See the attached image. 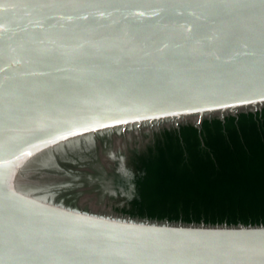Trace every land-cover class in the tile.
<instances>
[{"label": "water", "instance_id": "obj_1", "mask_svg": "<svg viewBox=\"0 0 264 264\" xmlns=\"http://www.w3.org/2000/svg\"><path fill=\"white\" fill-rule=\"evenodd\" d=\"M264 109V0H0V264H264V223L133 214L166 130Z\"/></svg>", "mask_w": 264, "mask_h": 264}, {"label": "trees", "instance_id": "obj_2", "mask_svg": "<svg viewBox=\"0 0 264 264\" xmlns=\"http://www.w3.org/2000/svg\"><path fill=\"white\" fill-rule=\"evenodd\" d=\"M125 211L187 221L264 223V109L166 130L134 159Z\"/></svg>", "mask_w": 264, "mask_h": 264}]
</instances>
